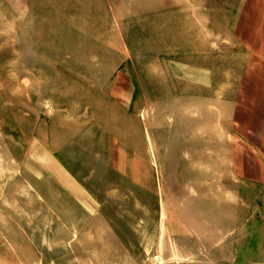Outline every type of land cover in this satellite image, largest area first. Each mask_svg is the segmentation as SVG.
Returning a JSON list of instances; mask_svg holds the SVG:
<instances>
[{
    "label": "rangeland",
    "instance_id": "rangeland-1",
    "mask_svg": "<svg viewBox=\"0 0 264 264\" xmlns=\"http://www.w3.org/2000/svg\"><path fill=\"white\" fill-rule=\"evenodd\" d=\"M0 264H264V0H0Z\"/></svg>",
    "mask_w": 264,
    "mask_h": 264
}]
</instances>
